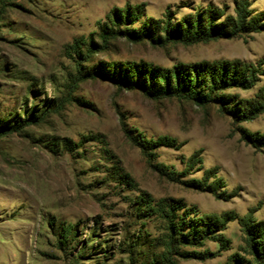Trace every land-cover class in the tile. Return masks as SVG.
<instances>
[{"label": "rangeland", "instance_id": "obj_1", "mask_svg": "<svg viewBox=\"0 0 264 264\" xmlns=\"http://www.w3.org/2000/svg\"><path fill=\"white\" fill-rule=\"evenodd\" d=\"M0 264H264V0H0Z\"/></svg>", "mask_w": 264, "mask_h": 264}, {"label": "trees", "instance_id": "obj_2", "mask_svg": "<svg viewBox=\"0 0 264 264\" xmlns=\"http://www.w3.org/2000/svg\"><path fill=\"white\" fill-rule=\"evenodd\" d=\"M165 30H167V29H165ZM215 32H216L215 28L213 26V23H211V22H210V24H208V27H204V26L200 25V23L190 24V26L186 30V34L191 35L192 37H197L200 34L209 36ZM195 71L198 72V69H196ZM225 71H226V68H224L223 72L222 71H215V73L212 74L211 83L214 84L216 82L217 79H215V78H219L220 79L219 82L224 83L225 82L224 81L225 75L227 74V72H225ZM213 72H214V69H213ZM194 81H197V79H194ZM199 94H201V93H199Z\"/></svg>", "mask_w": 264, "mask_h": 264}]
</instances>
